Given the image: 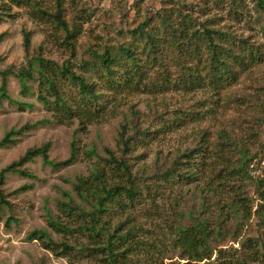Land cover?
<instances>
[{"label": "rangeland", "instance_id": "rangeland-1", "mask_svg": "<svg viewBox=\"0 0 264 264\" xmlns=\"http://www.w3.org/2000/svg\"><path fill=\"white\" fill-rule=\"evenodd\" d=\"M2 3L10 8L7 12L12 16H2L4 20L0 22V71L18 73L41 52L45 59L60 66L69 63L75 73L80 74L83 71L78 63L90 58L89 48L103 50L106 46L132 43V31L146 18L155 16L160 10L179 7L199 21L211 20L212 28L247 39L264 51V12L257 0H31L21 6L10 0H0V5ZM58 4L69 28L72 30L76 26L78 29L71 40L74 47L65 41L64 30L47 15L55 14ZM26 33H30L29 49L25 46ZM180 56L175 47L166 46L163 63L151 67L144 83L146 87L141 90L133 87L115 92L108 90L104 83L101 88L104 107L99 113L93 108L70 115L54 103L47 107L37 95L23 94L19 79L15 74L9 75L8 98H0V141L12 130L44 123L15 136L13 143L0 147V173L17 163L29 150L46 145H49L48 158L52 162L69 159L74 144L78 157L72 164L57 168L37 156L17 167L29 175L14 171L5 174L4 184L0 186L5 197V203L0 202V264H104L105 255L95 248L100 244L83 229L90 219L70 216L59 202L69 201L70 195L74 202L90 210L78 195L76 186L80 178L90 177L95 168H105L108 186L125 182L121 173L106 162L111 153L117 158L122 156L118 142L124 126L127 136H134L137 128H148L152 132L162 130L155 139H148L128 156L133 172H138L141 178L163 172L186 151L194 150L202 151V155L192 161L196 163L191 170L196 169L198 162L203 163L201 173L206 170L200 187L192 183L173 190L161 188L155 192L152 189L146 203L112 215L108 221L111 230L128 214L133 218L127 228L135 230L143 247L131 256L142 264L186 262L175 253L160 256L155 263L154 254L158 255V251L154 245L162 248L163 243H168L162 234H168L166 226L177 225L179 212H184L188 218L191 212L195 215L201 212L203 202L214 204L211 194H203L201 188L205 181L215 176L217 168L222 167L218 158L222 132L228 133L239 148L254 156L248 168L254 180L264 177V62L248 66L246 70L243 66H235L238 79L215 86L210 84L211 60L207 54L200 63L183 54L187 65L197 68L199 78L181 69ZM201 78L205 79L204 87L197 85ZM167 79V86H163ZM186 80L190 81L188 85L182 83ZM152 85L160 90L148 89ZM29 86L37 90V82H29ZM72 89L66 91L71 104L78 98ZM179 118L180 126L165 127ZM229 155L230 164L238 165L240 154L231 151ZM250 188L256 209L259 201L255 199V189ZM51 220L69 225L72 231L53 228ZM35 231H46L54 242L67 243L75 249L67 253L62 248L52 251L45 245V239L38 238L40 235L32 237ZM233 248H239V241H229L223 246L231 252ZM198 264L221 263L215 254Z\"/></svg>", "mask_w": 264, "mask_h": 264}, {"label": "trees", "instance_id": "trees-1", "mask_svg": "<svg viewBox=\"0 0 264 264\" xmlns=\"http://www.w3.org/2000/svg\"><path fill=\"white\" fill-rule=\"evenodd\" d=\"M10 1L18 6L31 2V0ZM257 5L264 12V0H257ZM0 10L5 11L0 13V22L4 20L2 16H12L8 13L10 8L6 4L2 3ZM47 15L64 30L65 41L69 46L74 47L71 40L76 37L78 29L76 26L72 30L69 28L63 18L61 5L58 4L55 14L47 13ZM210 21H199L198 17L188 11L184 12L180 7L175 10H160L155 16L146 18L137 29L132 31L134 34L132 43L119 44L117 47L106 46L103 50L89 48L87 54L90 58L78 63L83 71L80 74L75 73L69 63L60 66L54 61L45 59L40 52L29 60L27 68L21 69L18 73L13 70L0 71L2 78L0 98H8V77L15 74L20 81L22 93L37 95L47 107L54 103L64 108L70 115H79V111L93 108L95 113H99L104 107L101 102L104 96L101 88L104 83L109 87L108 90L115 92L131 90L133 87L136 88L135 90H141L146 87L144 83L148 80L151 67L163 63L166 46L175 47L181 53L178 61L182 65L181 69L198 78L197 68L193 69L187 65L188 60L184 59L183 54L198 63L202 62V57L207 54L211 60L208 73L212 75L210 84L215 86L230 79L237 80L239 74L234 69L235 66H243L246 70L248 66L264 62V51L260 46L256 47L247 39H238L221 29L212 28ZM25 36V46L29 49L30 33H26ZM204 80L201 78L198 87H204L202 84ZM29 82H37L36 91L29 86ZM166 83L168 79L162 85L167 86ZM182 83L188 85L190 81L186 80V83L184 81ZM69 88L78 97L77 100H73V104L66 98V91ZM148 89L160 90L155 85ZM180 120V118L174 119L170 124H165V127H178L181 125ZM43 123L41 121L34 125H26L19 131L12 130L0 141V147L13 143L15 136ZM161 131L157 129L152 132L148 128H137L134 136H127L124 126L118 142L122 156L117 158L111 153L110 160L106 162L112 165L111 169L121 173L125 182L119 181L108 186L105 180V168H95L90 177L80 178L76 186L78 195L90 210L74 202L70 195H68L69 201L59 202L60 207L70 216L77 215L82 219L87 217L90 219L88 225L84 228L83 225L81 228L87 230L89 235L100 244L99 248L98 244L95 248L105 255L102 258L104 264H142L141 260L131 256L133 252L143 247V242L135 230L132 227L127 228L133 218L128 214L111 230L108 221L114 213L118 211L123 213L127 209H135L146 203L151 197L152 189L155 192L161 188L173 190L192 183L200 187L201 177L205 176L206 170L201 173L202 162H198L196 169L191 170V166L196 163L192 161L202 155L200 154L202 151L198 150L186 151L180 160L177 158L172 162L170 168L153 177L141 178L138 172H133L128 156L139 146L144 145L148 139H155ZM218 146L220 147L218 158L222 167L217 168L215 176L205 181L201 188L203 194H211L215 199L214 204L210 206L207 201L203 202L201 212L197 215L191 212L188 218L185 217L184 212H179L180 220L177 225L166 226L168 234H162L168 243H163L165 246L162 248L154 245V249L158 251V255L154 254L155 263L160 256L167 257L178 253L180 259L186 260L182 264H198L213 258L215 254L221 264H264V177L254 180L248 171L254 156L250 155L248 150L239 148L228 133L220 134ZM49 149V145H46L43 148L29 150L17 163L0 173V186L4 184L5 174L9 171L29 175L17 167L24 165L26 161H32L37 156H41L46 163L57 168L72 164L78 157V148L74 144L71 157L66 161L55 163L48 158ZM231 151L240 154L238 165L230 164ZM250 187L255 189V199L259 201L256 209H254L255 201L250 195ZM0 200L1 203H5L1 189ZM105 218L108 219L104 220ZM50 225L55 229L72 231L67 224H59L51 220ZM37 235H40L39 239L46 240L45 245L52 251L62 248V251L67 253L75 249L67 243L54 242L46 231H35L32 237ZM229 241H239V248H233L232 252L223 249L225 243Z\"/></svg>", "mask_w": 264, "mask_h": 264}]
</instances>
